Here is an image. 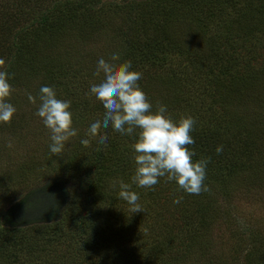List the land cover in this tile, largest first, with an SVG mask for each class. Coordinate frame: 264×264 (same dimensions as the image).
<instances>
[{
    "label": "trees",
    "instance_id": "16d2710c",
    "mask_svg": "<svg viewBox=\"0 0 264 264\" xmlns=\"http://www.w3.org/2000/svg\"><path fill=\"white\" fill-rule=\"evenodd\" d=\"M104 1L0 0V60L4 61L0 69L9 74L10 85H17L14 78L17 64L26 63V75L32 74L34 69L44 70L42 85L56 88L55 79L58 80L62 72L69 87L77 90L75 95L79 100L69 110L77 129L72 140L77 139V143H73L79 161L74 163L71 160L68 164L66 161L70 159L61 153L51 170L57 172L59 169L63 176L69 177L79 173L77 180L80 188L85 189L82 198L86 197L85 201L72 198L59 222H33L25 227L12 221L4 222V225L0 223V253L6 254L9 262L14 264L22 253L26 257L23 264H107L104 260L112 258L113 254L116 259L108 263L188 264L196 256L208 260L213 251L211 240L215 230L222 219L227 218L221 214V207L216 206L217 201L210 200L212 194L226 189L220 185L219 174L223 169L228 173L248 171L247 161H255L258 150V146L255 148L244 135L252 138L251 128L256 125L252 120L257 119L243 116L247 110L242 108L249 107L250 103L240 82L248 75L244 72L237 74L241 68L235 69L233 74L230 59L225 60L224 55L217 54L220 44L223 40L228 41L235 28L223 26V35L218 33L203 39L213 26L217 27L211 13L214 0ZM245 8L238 16L247 22L255 15L247 16ZM106 9L108 13L105 15ZM30 17L31 21L28 20ZM96 30L98 32L93 34ZM55 34H59L62 41L73 39L70 49H75L76 45L81 48L82 58L89 61L87 69L73 60L58 67V60L61 62L64 58L58 53L47 58L49 47L55 42H51V37ZM97 36L101 47L96 45L92 50ZM164 43L171 45L179 57L172 58L171 51L158 52L159 45ZM113 53L117 57L114 63L130 61L132 70L141 73L138 84L153 111L163 104L173 120L182 116L194 119L190 133L194 143L186 147L195 153L193 160L208 161L204 180L207 190L189 194L166 177L158 178L157 184L151 188L132 184L135 133L127 136L110 129L104 131L106 143L90 138L87 147L80 144L81 138H87L83 134L88 123L102 113L101 103L88 91L90 83L96 79L93 76L96 61L99 57L107 60ZM138 53L142 56L140 65L135 59ZM158 56L159 62H155ZM183 56L188 63L182 60ZM146 65L151 69H146ZM237 65L238 61H235L233 67ZM34 77L32 79L36 82L40 75ZM238 92L239 97L235 94ZM218 145L223 149L219 154L215 151ZM116 181L134 187L142 211L133 213L127 204L128 209L122 217L116 222H107V215L100 211L101 204L113 200L111 193L118 187L111 185ZM88 196L99 204H87ZM174 200L179 202L173 203ZM187 209L191 220L182 229L183 235L175 234L179 238L173 236L167 241L162 233L168 225L171 227L169 219ZM58 226L66 229L68 249H75L78 254L73 259L54 253L57 231L62 230ZM83 240H93L92 251L87 246L86 249L74 246ZM50 241L55 246L50 245ZM238 254L239 251L237 258ZM248 254L244 264H264V260L257 261L253 253ZM135 257L142 263L133 261Z\"/></svg>",
    "mask_w": 264,
    "mask_h": 264
},
{
    "label": "rangeland",
    "instance_id": "374dc122",
    "mask_svg": "<svg viewBox=\"0 0 264 264\" xmlns=\"http://www.w3.org/2000/svg\"><path fill=\"white\" fill-rule=\"evenodd\" d=\"M141 1L144 0H130L131 3ZM243 7H246L247 16L255 15V18L247 19V22L240 18L238 13L243 12ZM107 13L106 9L105 15ZM211 13L214 14L212 20L217 27L213 26L203 35V39L213 37L218 33L223 35L224 32L221 31L223 26L235 28L233 30L235 33L229 35L228 41L223 40V44H220L217 54L224 55L225 60L230 59L232 64L230 70L233 74L235 69L241 68L237 74L244 72L245 75H248L247 79L240 82L241 90L248 96L250 103L249 107L242 108L247 110L243 116L257 117V119L252 120L256 122V125H253L255 128H251L252 138L248 137L246 133L244 135L255 148L258 146V150L256 160L247 161L248 171L228 173L223 169L220 172V185L226 189L221 190L219 194H212L210 200L217 201L216 206L221 207V214L227 218L222 219L215 230L211 240L213 251L212 255L209 254V259L201 260L196 256L191 258L188 264H244L245 255L248 252L253 253L257 261L264 260V246H262L264 239V0H214ZM255 19L259 22L255 23ZM28 20L31 21V17ZM97 32L96 30L93 34ZM98 41L97 36L91 47L92 50L96 49V45L100 46ZM51 42L54 43L49 47L50 55L47 58H52L51 55L57 53L64 56L61 62L58 60V67L73 60L78 61L76 64L80 62L87 69L89 61L82 58L81 48L75 44V49H70V46L74 44L73 39L62 41L59 34H55L51 37ZM174 50L167 43L158 47V52L171 51L172 58L179 57ZM141 58L140 53L136 54L137 65H140ZM182 60L186 63L189 61L185 56L182 57ZM235 61H238V65L233 67ZM155 62H159V56ZM26 67V63H20L17 64V69H14L17 85H11L12 90L8 102L14 105L16 112L10 122L0 123V223L4 225V222H18L22 227L32 225L33 222L47 224L61 221L72 198H82V191H85L80 188L77 180L79 173L69 177L63 176V171L59 169L57 172L51 170L52 166L57 163L58 159L56 158L61 155H53L48 151L49 132L42 124L41 119L35 115L39 101L37 100L35 104L28 101L29 94L36 97L35 95L39 93V88L44 82L45 72L34 69L32 74L26 75L28 72ZM145 68L151 69L148 65ZM35 75H40L36 82L32 79ZM58 78V80L55 79L56 88L52 86L57 98L68 100L70 106L73 107L79 100L75 95L77 90L69 87L68 79H65L62 72ZM235 94L240 96L239 92ZM234 109L237 107L234 106ZM72 126H76L74 119H72ZM110 129L109 126L103 131ZM85 132L87 133V129ZM86 133L83 135L86 136ZM73 141L77 143V139L72 140L71 137L65 143L62 151L64 156L70 159L66 161L68 164L71 160L74 163L79 161L78 152L74 147L76 144ZM82 163L84 164V162ZM85 170L89 173L88 169L85 168ZM48 171L52 173L49 175ZM130 190L134 191V187L131 186ZM118 191L119 189H114L111 193L112 201L100 203L102 205L100 211L107 215L108 219H105L107 222H116L128 209L127 203L118 198ZM93 197L98 199L94 194ZM93 197L88 196L87 204L96 206L99 203H95L96 200ZM85 198L82 199L85 201ZM177 215V217L169 219L171 227L168 225V228L162 233V237H167V241L173 236L179 238L175 234L182 236V229L191 220L189 209ZM58 228L62 229L59 226ZM64 231L66 229L57 231V238L54 240L55 243L57 242V246L52 241L49 244H54V253L73 259L74 255L78 256V254L75 249H68L69 239L65 240L67 234ZM162 237L158 238L162 239ZM41 240L46 242L45 239ZM93 245V240H83L74 246L82 249H86L87 246L92 251ZM237 251H239V258L236 257ZM24 254L19 256L16 264H23L22 262L26 259ZM115 257H117L115 254L112 255L113 259L106 257L109 260H104V262L107 261V264H111L108 262L115 260ZM95 260L98 263L97 259ZM133 261L142 263L138 257H135ZM2 262L3 264H14L9 262L6 254L0 253V264ZM143 263L147 264L148 262L143 261ZM117 264H122V262Z\"/></svg>",
    "mask_w": 264,
    "mask_h": 264
},
{
    "label": "clouds",
    "instance_id": "9594fccd",
    "mask_svg": "<svg viewBox=\"0 0 264 264\" xmlns=\"http://www.w3.org/2000/svg\"><path fill=\"white\" fill-rule=\"evenodd\" d=\"M116 59L113 53L107 60L99 57L96 61L93 72L96 79L90 83L88 91L101 103L102 113L88 123L87 138H81L80 144L87 147L90 138L106 143L107 135L103 129L109 126L121 135L132 136L135 133L132 184L151 188L157 184L158 178L166 177L189 194L207 190L204 180L208 161L193 160L195 153L186 147L194 143L190 135L194 119L182 116L173 120L163 104L153 111L152 104L138 84L141 73L132 70L130 61L114 63ZM3 64L4 61L0 60V65ZM9 79V74L0 69V123L10 122L16 112L14 105L8 102L12 90ZM37 100L35 115L49 132L48 151L59 155L65 143L77 135V129L72 126L70 102L58 99L55 90L45 85L39 88L37 97L28 95L30 103L35 104ZM222 150L221 145L215 148L217 154ZM111 186L118 187V198L129 205L131 212L142 211L139 196L130 190L129 183L116 181ZM52 207L55 208L54 201Z\"/></svg>",
    "mask_w": 264,
    "mask_h": 264
}]
</instances>
